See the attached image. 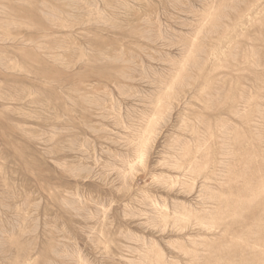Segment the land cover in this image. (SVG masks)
<instances>
[{"label": "rangeland", "instance_id": "374dc122", "mask_svg": "<svg viewBox=\"0 0 264 264\" xmlns=\"http://www.w3.org/2000/svg\"><path fill=\"white\" fill-rule=\"evenodd\" d=\"M263 166L264 0H0V264H264Z\"/></svg>", "mask_w": 264, "mask_h": 264}, {"label": "bare ground", "instance_id": "6f19581e", "mask_svg": "<svg viewBox=\"0 0 264 264\" xmlns=\"http://www.w3.org/2000/svg\"><path fill=\"white\" fill-rule=\"evenodd\" d=\"M262 156H263V155H262ZM263 167H264V166H263ZM260 182H261V181H260ZM250 187H251V186H250ZM262 187H263V185H262ZM248 189H249V188H248ZM262 190L264 191V189H262ZM262 190H261V192H263ZM253 191H254V189H253ZM257 191H258V190H257ZM241 192H242V191H241ZM254 193H255V191H254ZM259 193H260V191H259ZM259 193H258V194H259ZM263 193H264V192H263ZM245 194H246V193H245ZM247 194H248V193H247ZM251 195H252V194H251ZM259 195H260V194H259ZM244 196H245V195H244ZM252 196H254V194H253ZM248 197H249V195H248ZM256 197H257V196H256ZM253 198H255V197H253ZM255 199H257V198H255ZM217 200H218V199H217ZM239 200H240V199H239ZM250 200H251V199H250ZM218 201H219V200H218ZM229 201H230V200H229ZM248 201H249V200H248ZM242 202H243V201H242ZM248 204H249V203H248ZM248 204H247V205H248ZM239 205H240V204H239ZM239 205H238V206H239ZM231 206H232V205H231ZM218 208H219V207H218ZM244 208H245V207H244ZM229 209H230V208H229ZM261 210H262V209H261ZM222 212H223V210H222ZM241 213H242V212H241ZM217 214H218V213H217ZM250 215H251V214H250ZM231 216H232V215H231ZM248 216H249V215H248ZM229 217H230V216H229ZM227 218H228V217H227ZM232 218H233V217H232ZM227 220H228V219H227ZM224 221H225V220H224ZM239 225H240V224H239ZM263 225H264V224H263ZM261 226H262V225H261ZM250 229H251V228H250ZM250 229H249V231H250ZM251 230H252V229H251ZM254 230H255V229H254ZM245 231H247V229H245ZM252 231H253V230H252ZM261 231H262V230H261ZM245 235H246V234H245ZM249 235H250V233H249ZM252 235H253V234H252ZM253 236H254V235H253ZM246 237H247V236H246ZM260 237H261V236H260ZM263 240H264V239H263ZM204 243H205V242H204ZM256 245H257V244H256ZM261 245H262V244H261ZM213 247H214V246H213ZM223 247H224V246H223ZM233 247H234V245H233ZM252 247H253V246H252ZM227 248H228V247H227ZM217 249H218V248H217ZM220 249H222V248H219V250H220ZM222 250H223V249H222ZM222 250H221V251H222ZM255 250H256V249H255ZM256 251H257V250H256ZM219 252H220V251H219ZM256 253H258V252H256ZM257 257H258V256H257ZM215 260H216V259H215ZM215 260H214V262H215ZM260 260H261V259H260ZM216 262H217V261H216ZM242 262H243V261H242ZM219 264H220V263H219ZM256 264H257V263H256Z\"/></svg>", "mask_w": 264, "mask_h": 264}]
</instances>
